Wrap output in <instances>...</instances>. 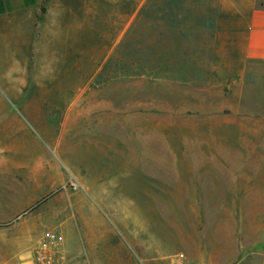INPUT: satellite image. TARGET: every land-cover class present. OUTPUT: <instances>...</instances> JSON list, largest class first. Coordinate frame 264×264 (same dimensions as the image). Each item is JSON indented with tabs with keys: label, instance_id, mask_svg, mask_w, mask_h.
Listing matches in <instances>:
<instances>
[{
	"label": "rangeland",
	"instance_id": "1",
	"mask_svg": "<svg viewBox=\"0 0 264 264\" xmlns=\"http://www.w3.org/2000/svg\"><path fill=\"white\" fill-rule=\"evenodd\" d=\"M222 2L0 0V105L21 121L0 128L26 145L19 155H46L63 176L40 242H53L57 263L197 264L190 254L219 216L241 234L257 228L264 247V127L244 129L241 150L199 144L215 135L202 124L211 113L196 111L202 83H186L203 75L202 49L190 57L160 38ZM216 60L212 75L232 74ZM213 169L238 190L205 191Z\"/></svg>",
	"mask_w": 264,
	"mask_h": 264
},
{
	"label": "crops",
	"instance_id": "2",
	"mask_svg": "<svg viewBox=\"0 0 264 264\" xmlns=\"http://www.w3.org/2000/svg\"><path fill=\"white\" fill-rule=\"evenodd\" d=\"M172 21L177 22L176 19ZM188 22L185 31L171 30L160 38H170L169 46L176 48L178 53V49L187 48L190 57H194L195 48L202 49L197 52L207 65L203 75L196 76L194 70L192 75H187L186 83L189 86L202 83L204 96H209L208 102L204 100L202 108L196 111L211 113L210 120L205 118L202 124L205 128L215 129V135L205 133L197 142L204 146L238 144L241 150L243 143L249 142L243 137L244 129L264 127V91L259 89L260 82L261 85L264 82V7H259L256 0H223L221 6L204 9L202 14H197ZM162 46L168 45L165 43ZM216 59L229 64L232 74L212 75L210 65L216 64ZM154 80L161 82L164 78L156 77ZM171 80L179 83L181 78L175 75ZM9 108L8 105H0V122L4 119L21 122L17 115L10 114ZM212 113L219 116L215 117ZM123 122L127 126L131 124L130 120ZM134 127L140 128L141 125L135 123ZM228 128L235 129L234 135H219L220 129L227 131ZM5 130L0 128V264H32L35 251L52 223V217L45 214L50 207L46 198L57 191L63 176L46 155H19L20 151H27L26 145H20L19 138ZM219 150L216 152L220 154ZM208 175L212 178L203 183L205 191L238 190L226 187L221 172L213 169ZM246 190H252V187ZM208 224L210 228L205 233L208 235L205 249L190 254L194 262L259 263L258 257L264 255V247L260 245L257 228L254 232L241 234V230H236L232 223V226H227L220 216L210 218ZM244 239L249 242L244 244ZM122 260L125 264V259ZM57 264L67 263L61 260ZM74 264L83 263L78 261Z\"/></svg>",
	"mask_w": 264,
	"mask_h": 264
},
{
	"label": "built area",
	"instance_id": "3",
	"mask_svg": "<svg viewBox=\"0 0 264 264\" xmlns=\"http://www.w3.org/2000/svg\"><path fill=\"white\" fill-rule=\"evenodd\" d=\"M52 244L51 241L41 243L35 251L32 264H57L55 255L50 250Z\"/></svg>",
	"mask_w": 264,
	"mask_h": 264
}]
</instances>
